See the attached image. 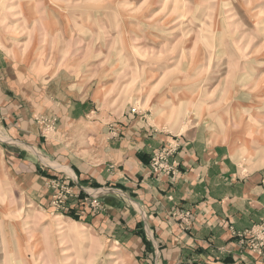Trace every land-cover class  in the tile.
I'll use <instances>...</instances> for the list:
<instances>
[{"label":"rangeland","instance_id":"374dc122","mask_svg":"<svg viewBox=\"0 0 264 264\" xmlns=\"http://www.w3.org/2000/svg\"><path fill=\"white\" fill-rule=\"evenodd\" d=\"M262 10L246 0H0V51L18 93L38 98L50 79L88 88L100 107L152 128H210L251 162L264 147ZM35 122L44 137L56 132V117ZM10 166L0 147V221L39 224L21 237L32 264H148L90 227L105 212L100 190L78 189L53 165L66 172L17 205L27 191Z\"/></svg>","mask_w":264,"mask_h":264},{"label":"crops","instance_id":"0c3cea01","mask_svg":"<svg viewBox=\"0 0 264 264\" xmlns=\"http://www.w3.org/2000/svg\"><path fill=\"white\" fill-rule=\"evenodd\" d=\"M8 72L0 51V147L26 191L33 189L39 198L46 179L66 172L55 166L64 167L75 187L103 193L105 212L90 227L145 263L264 264L245 248L251 240L239 238L264 223V168L252 169L233 140L223 142L225 135L192 128L180 135L157 134L149 124L143 127L140 117L100 107L88 88L71 90L54 79L38 98L21 94ZM38 116L56 117V132L44 137ZM207 139L213 143L206 144ZM170 143L177 144L172 161L178 173L153 174L152 153ZM204 164L207 181L180 178H193V169ZM186 190L190 198H184ZM245 196L255 206L246 202V211L239 213L233 205ZM201 211L222 219L227 228L205 225L197 232L185 226L183 215Z\"/></svg>","mask_w":264,"mask_h":264},{"label":"clouds","instance_id":"9594fccd","mask_svg":"<svg viewBox=\"0 0 264 264\" xmlns=\"http://www.w3.org/2000/svg\"><path fill=\"white\" fill-rule=\"evenodd\" d=\"M246 3H248V6L251 7L253 3H259L261 5H264V0H251V2H248L246 0ZM10 6V5H6ZM261 16L264 17V10L261 11ZM259 37H264V31H261L258 34ZM153 120L156 119L155 115L152 117ZM264 119V118H262ZM142 122L144 121L143 115L141 116ZM143 127H148L147 123H142ZM153 128L155 129L156 133L159 134L160 132L165 131H172L173 135H180V127L175 125H170L169 128L165 129L164 127L156 128L155 125H153ZM209 131L211 129L209 128ZM262 137H264V132H262ZM206 144L211 145L213 143L212 139H207L204 141ZM178 143H182V141H178ZM193 159H195V156L193 154ZM250 166L252 169H261L264 168V147H261L259 151L253 156L252 161L250 162ZM208 165L204 164L202 165V168L197 171L196 169H193V172L196 173V175L193 178H184L180 177L181 179H185L186 183L191 182H202L207 181L209 177L206 174ZM33 195V189H29L26 193H22V198L19 201H15L17 205H21L23 203V197L24 196H32ZM36 195L42 199L43 197V190L36 193ZM191 192L185 191L184 198H190ZM249 202L252 203L255 206V201H249V197L245 196L236 201V203L233 205V207L237 210L239 213H243L246 211L245 209V203ZM261 208H264V205H260ZM224 215L229 219H234L233 215H229L227 211H225ZM5 219H8L7 217ZM179 219V217H177ZM185 220L188 221L187 225L188 227H194L196 228L197 232L204 227L205 225L209 227H215L219 225L220 227L227 228V224L224 223L222 219L214 217L212 214H208L207 216L204 214L203 211L200 212L199 215H185ZM29 228L35 231V229L39 228V224H32L31 218L26 217L19 225H12V224H5L3 221H0V253L3 254V257L0 258V264H32L31 262V255L30 251L25 252L23 244L21 242V237L24 236L25 229ZM177 239H180L179 233H177ZM194 241L196 243L200 242V237L198 235L193 237ZM261 244L264 245V237L260 238ZM28 243H31V240L29 239L27 241ZM253 252H255V249H253Z\"/></svg>","mask_w":264,"mask_h":264},{"label":"built area","instance_id":"2783aa9c","mask_svg":"<svg viewBox=\"0 0 264 264\" xmlns=\"http://www.w3.org/2000/svg\"><path fill=\"white\" fill-rule=\"evenodd\" d=\"M41 123L44 131L47 132L46 134L54 131L53 124L48 123L44 120H42ZM176 150H177V144L170 143L168 146L162 147L154 151L150 158V163H149L150 171L156 175L166 174L167 176L174 177L178 173L177 164L175 161H172L173 159L172 157L176 152ZM185 215H183V219ZM184 221L187 225L188 221L185 219ZM261 237H264V223L259 226H255L248 233L239 236V238L241 239L249 238L251 240L250 241L251 243L247 244L248 249L252 250V252L253 249H255V252L264 258V245L261 244V240H260Z\"/></svg>","mask_w":264,"mask_h":264},{"label":"bare ground","instance_id":"6f19581e","mask_svg":"<svg viewBox=\"0 0 264 264\" xmlns=\"http://www.w3.org/2000/svg\"><path fill=\"white\" fill-rule=\"evenodd\" d=\"M58 219H59V217L56 216L55 219H54V221H57Z\"/></svg>","mask_w":264,"mask_h":264}]
</instances>
